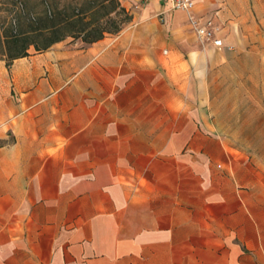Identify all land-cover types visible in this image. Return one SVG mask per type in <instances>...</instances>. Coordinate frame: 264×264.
Instances as JSON below:
<instances>
[{
  "label": "crops",
  "instance_id": "0c3cea01",
  "mask_svg": "<svg viewBox=\"0 0 264 264\" xmlns=\"http://www.w3.org/2000/svg\"><path fill=\"white\" fill-rule=\"evenodd\" d=\"M119 1L117 34L0 58V264H264L256 167L175 44L193 17L230 49L250 0Z\"/></svg>",
  "mask_w": 264,
  "mask_h": 264
},
{
  "label": "rangeland",
  "instance_id": "374dc122",
  "mask_svg": "<svg viewBox=\"0 0 264 264\" xmlns=\"http://www.w3.org/2000/svg\"><path fill=\"white\" fill-rule=\"evenodd\" d=\"M23 1L34 12L43 8L41 0ZM15 2L0 0V32L6 29L7 19L15 13ZM159 19L164 24V18ZM212 26L215 28L213 23ZM168 35L172 38L174 33L168 32ZM217 37L223 42L221 48L201 40L188 27L175 44L180 49L189 46L202 50L201 60L206 66L202 76L204 90L210 95L211 121L224 138L232 140L248 156L264 187V0H250L247 33L234 37L230 49L223 37Z\"/></svg>",
  "mask_w": 264,
  "mask_h": 264
},
{
  "label": "trees",
  "instance_id": "16d2710c",
  "mask_svg": "<svg viewBox=\"0 0 264 264\" xmlns=\"http://www.w3.org/2000/svg\"><path fill=\"white\" fill-rule=\"evenodd\" d=\"M42 10L28 9L16 0L15 13L0 32V58L13 60L28 49L47 50L68 37L92 43L105 34H117L131 16L119 0H41Z\"/></svg>",
  "mask_w": 264,
  "mask_h": 264
},
{
  "label": "built area",
  "instance_id": "2783aa9c",
  "mask_svg": "<svg viewBox=\"0 0 264 264\" xmlns=\"http://www.w3.org/2000/svg\"><path fill=\"white\" fill-rule=\"evenodd\" d=\"M144 3H147L151 0H141ZM158 2H165L168 4V11L172 10H181L187 13H191L194 6L195 0H155ZM191 23L196 25V33L198 37L203 41H210L214 47L221 48L223 47V42L219 39L218 36V28H214L212 23L207 22L204 25L197 26V21L191 17Z\"/></svg>",
  "mask_w": 264,
  "mask_h": 264
}]
</instances>
